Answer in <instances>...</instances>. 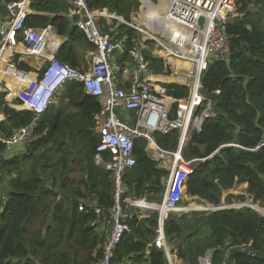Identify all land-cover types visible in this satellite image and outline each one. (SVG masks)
<instances>
[{
    "label": "trees",
    "instance_id": "trees-1",
    "mask_svg": "<svg viewBox=\"0 0 264 264\" xmlns=\"http://www.w3.org/2000/svg\"><path fill=\"white\" fill-rule=\"evenodd\" d=\"M15 1L18 0H0V17L7 15L6 5ZM33 3V10L39 13L59 14L62 11L55 0H35ZM88 3L95 11L108 9L129 23L131 15L141 8L139 0H88ZM237 14L227 26L232 38L231 54L227 60L212 65L202 79L203 93L211 98L217 118L206 121L200 132L191 134L182 150L187 162L206 160L192 165L187 194L218 206L222 190L232 189L238 180L244 179L249 184V195L264 208V0H238ZM153 16L161 17V13L147 17ZM49 27L58 35L70 36L57 58L75 68L74 51L76 46L88 43L85 35L78 27L72 29L70 20L63 17L30 15L26 22V28ZM144 28L158 30L152 24L148 27L147 22ZM101 30L109 33V29ZM142 37L137 30L124 25L118 28L114 40L123 41L130 48ZM146 54L154 74L167 72L164 60L159 57L161 54L156 53V57L151 50ZM18 67L32 72L25 63ZM10 72V81H18L22 76L19 72ZM30 76L29 82H32L35 77ZM167 88L176 99L189 96L187 87L168 85ZM218 90L220 94H216ZM63 93L75 113L52 106L42 118L37 130L38 140L28 155L9 159L5 157V145L0 142V187L7 190L0 196V264H14V261L81 264L82 259L89 264L94 252L96 260L102 256V248L98 247L103 240L96 229L90 228L95 215L80 212L77 203H70V199L89 201L88 193L95 195L94 199L106 212L113 205L111 176L95 165L98 142L91 140L89 135L94 116L101 107L81 83L68 85ZM0 112L3 120L0 134L6 136H10L14 128L30 124L34 117L31 112L6 106L5 97ZM154 139L160 149L169 153L177 152L180 145L178 131L171 134L156 132ZM66 141L72 142L68 146L72 150L66 148ZM146 146L145 140L137 141V166L125 180L133 197L160 202L165 192L163 179L170 173L149 157ZM78 155L82 157L79 169L82 176L73 182L71 174L76 170L73 158ZM236 200L244 202L246 197L232 194L227 197V203ZM46 212L51 213L49 218H44L47 223L42 229L33 231V224ZM158 223L157 213L131 222V232L116 250L118 264H129L128 259L137 258V264H168L165 254L156 248L151 249L149 257L144 260L141 257L154 241ZM185 227L193 234L179 244L180 263L198 264L199 257L214 249L213 264H264V259L251 254H239L230 260L232 253L242 250L264 253V216L254 209L222 210L198 218L195 215ZM181 229L180 218L172 215L165 228L168 242L179 236ZM206 229L208 235L204 237L201 234Z\"/></svg>",
    "mask_w": 264,
    "mask_h": 264
},
{
    "label": "built area",
    "instance_id": "built-area-1",
    "mask_svg": "<svg viewBox=\"0 0 264 264\" xmlns=\"http://www.w3.org/2000/svg\"><path fill=\"white\" fill-rule=\"evenodd\" d=\"M71 1V16L76 27L94 49L88 71L73 68L56 57L60 47L51 43L53 28H26L30 0L6 5L7 15L0 17V105L4 97L14 96L18 104L10 107L31 112L34 117L30 124L14 128L10 136L0 134V142L5 145L6 152L17 146H34L42 118L56 103L58 95L72 83L83 84L86 93L101 107L94 116L92 127L98 138L94 163L109 172L113 181V205L108 212L97 199H70V203H77L80 212L95 215L90 228L103 237L107 233L102 256L94 264H118L116 250L130 232L131 222L153 213L159 215V223L155 239L148 248L162 251L168 264H181L167 240L166 223L172 215L186 212L181 206L187 195L193 162L184 160L182 150L191 134L200 132L206 121L217 118L211 98L203 93L202 79L212 65L227 60L231 54L232 38L227 26L231 18L238 16V0H169L161 20L155 22L154 18L139 16V21L157 27L158 34L142 33L136 23L128 24L143 34L145 40L153 42L156 53L161 54L159 57L174 74L187 80L184 85L189 89V96L184 99L174 98L167 86L151 78V62L140 39L127 48L123 41H115L111 34L101 31L98 12L89 6L88 0ZM143 6L142 14L146 11L144 2ZM201 18H205L203 26ZM26 57L42 59L45 64L32 72L21 70L18 65ZM125 57L128 60L124 63ZM10 71L35 78L33 82L18 83L13 88L14 94V85L8 77ZM220 93V90L216 92ZM174 131L180 133L179 148L174 153L165 152L156 144L154 134ZM141 139L147 142L146 152L154 161H168L169 185L159 203L133 197L125 180L137 166L135 148ZM220 205L207 211L238 210L247 204ZM213 254L214 249L207 251L199 257L198 264H213Z\"/></svg>",
    "mask_w": 264,
    "mask_h": 264
},
{
    "label": "crops",
    "instance_id": "crops-1",
    "mask_svg": "<svg viewBox=\"0 0 264 264\" xmlns=\"http://www.w3.org/2000/svg\"><path fill=\"white\" fill-rule=\"evenodd\" d=\"M31 1V0H30ZM35 0H32L31 1V3H30V15L31 16H35V15H47V16H49V17H52V18H54V17H63V18H67V19H69L70 20V22H71V28L73 29L74 27H76V23H75V19L71 16V13H72V9H73V4H72V1L71 0H55L56 1V3H57V5H58V7H59V10H62L61 12H59V14H44V13H39V12H37V11H34L33 10V2H34ZM143 2L145 3V6H146V11H144V13L142 14V17H145V15H146V12L149 10V6H147L146 5V0H143ZM96 12H98V15H99V18H98V23H99V25H100V27H101V29H103V28H105V29H109V33L108 34H111L112 36H113V38L115 37V35L117 34V32H118V28L120 27V26H124V25H128V24H124V22H120L119 20H118V18H116V17H122V16H119V15H117L115 12H110L108 9H105V10H101V11H96ZM137 12H135V13H133L132 15H131V19H132V17H133V23H136V21H139V19L137 18V14H136ZM134 15V16H133ZM147 17V16H146ZM123 18V17H122ZM124 19V18H123ZM125 20V19H124ZM156 20V19H155ZM139 25L141 26V27H143V25H145L146 26V22L144 21V20H141V21H139ZM129 26V25H128ZM144 26V27H145ZM130 27V26H129ZM52 28V27H51ZM33 29H35V28H33ZM138 29V28H137ZM139 31H140V29H138ZM52 31V30H51ZM102 31V30H101ZM141 32V31H140ZM50 40H51V43H52V45H55V46H58V47H60L59 48V52L57 53V55H56V57H58V55L60 54V52L62 51V49L68 44V42H69V40H70V36L69 35H67V36H61V35H58V33L56 34V33H54V32H52V34H50ZM140 39V38H139ZM141 40V39H140ZM150 41H147V40H145L143 37H142V40H141V45L144 47V49H145V51L146 52H149L150 50L153 52V54H155V56H157L156 55V50H154V48L152 47L153 45H151V44H148ZM151 43V42H150ZM150 47H152L151 49H150ZM93 52H94V50H93V47H91V45L89 44V43H84V44H82V45H78V46H76V48H75V51H74V56H75V61L73 62L74 63V65H75V68H77V69H79V70H82V71H88L89 70V68H90V66H91V61H92V56H93ZM48 53L49 54H51V51L49 50L48 51ZM127 58H123V62L125 63V62H127ZM21 62L22 63H25V64H27L29 67H31L32 68V71H35V69H36V67H38V65L40 66V65H42V64H45V62L42 60V59H37V58H35V57H26V58H24V59H22L21 60ZM70 63H68V65H69ZM167 67V71H169V72H166L165 74H161V75H159V74H154L152 71H151V73H150V76H151V78L154 80V81H156L157 83H160V84H163V85H165V86H168V85H181V87L183 86V87H185L184 86V84H186L187 83V80L186 79H184V78H181L180 76H177L176 74H174L173 73V71H171L170 69H169V67L168 66H166ZM20 73V72H19ZM33 74H35V72L33 73ZM21 77L19 78V80L18 81H11L14 85H17L20 81H24V80H27V81H30L31 80V76L29 77L28 75L27 76H24V73H21ZM154 76H156V77H154ZM159 77V78H158ZM165 77V78H164ZM182 80V81H179V80ZM183 81H185V83H183ZM32 82H33V80H32ZM15 86H12V93H13V88H14ZM64 91H62V93H63ZM16 92H15V90H14V94H15ZM58 98H59V95H58V97H57V100H56V103L53 105V106H56L57 108H59L60 110H63V112H66V113H71V112H73L74 111V113H75V109H72V108H70L69 107V102H68V99H67V97H61V98H59V100H58ZM6 102V101H5ZM9 107H10V105H12V106H16L17 104H18V102L16 101V99H15V97L14 96H11V99L9 100ZM10 108H12V107H10ZM12 109H14V108H12ZM17 111V110H16ZM1 123H2V118H1V120H0V126H1ZM90 139L91 140H93L94 142H95V140H96V142H98V138L94 135V133H93V131H92V128H90ZM66 144H67V147L66 148H69V149H73L71 146L70 147H68L70 144H72V142L71 141H66ZM75 145V144H74ZM33 146H31V147H24V146H17L16 148H14V149H12L11 151H9V152H4L5 153V157H7V158H17V157H23V156H25V155H28L29 154V152H30V150H31V148H32ZM149 155V154H148ZM149 157L152 159V156L151 155H149ZM77 158H80V159H82V157L81 156H75L74 158H73V160L74 159H77ZM153 160V159H152ZM203 161V163L205 162V160H195V161H192L193 162V164L194 163H196V165L197 164H201V162ZM168 161H166V162H158L159 163V166L161 167V168H167L166 170H168L169 168L168 167H166L165 166V163H167ZM168 166V165H167ZM169 171V173H171L170 172V170H168ZM109 173V172H108ZM74 174H77L78 176H75ZM110 174V173H109ZM81 176H82V174L79 172V169H76L75 170V172H73L72 174H71V178H72V181L73 182H77V181H79L80 179H81ZM110 176H111V174H110ZM169 177H170V174H169V176L167 177L168 179H169ZM110 179H112V177L110 178ZM164 180V179H163ZM113 182V181H112ZM237 182H239V180L237 181ZM163 184H164V186H165V191L167 190V188H168V184H167V180H166V183H164L163 182ZM248 187H249V184L248 183H244V191L246 190V191H248ZM85 193H87L86 191H84ZM113 193V192H112ZM165 193V192H164ZM248 193V192H247ZM232 194V193H231ZM164 195V194H163ZM94 197H95V195L93 194V195H91V194H88L87 193V199L89 200V201H91V200H93L94 199ZM160 197V196H159ZM192 197H195V196H192ZM197 197V196H196ZM147 199V198H146ZM148 200V199H147ZM150 200V199H149ZM163 200V197H162V199H161V201ZM155 201V200H154ZM236 210V209H235ZM97 232V231H96ZM98 233V232H97ZM106 235H107V233H106ZM106 235L103 237V236H101L100 235V237H101V239L103 240V242H101L100 244H99V247L98 248H102V246H103V244H104V241H105V239H106ZM150 251H151V249L150 248H148L147 250H146V252L144 253V255H142L141 257L143 258V260H144V258L146 257V256H148L149 257V254H150ZM147 258V257H146ZM85 260V259H84ZM96 261V252H94V254L92 255V260H90L89 262V264H94V262ZM127 262H129V264H133V263H138V258L137 259H133V260H130V259H128V261ZM183 264V263H182Z\"/></svg>",
    "mask_w": 264,
    "mask_h": 264
},
{
    "label": "rangeland",
    "instance_id": "rangeland-1",
    "mask_svg": "<svg viewBox=\"0 0 264 264\" xmlns=\"http://www.w3.org/2000/svg\"><path fill=\"white\" fill-rule=\"evenodd\" d=\"M140 1V3H141V8L139 9V11L136 13L137 14V18L139 19V16H142V12H143V10H144V6H143V0H139ZM161 1H164V0H150V2H151V4H152V6L156 9L157 7H161V5H164V7H166L167 6V4H163ZM153 4H155V5H157L156 7L153 5ZM151 14H153V13H150V12H147L146 13V16H148V15H151ZM134 16V15H133ZM156 16V15H155ZM155 16H153L152 18H154ZM116 18H118V20L120 21V22H124V23H126V24H133V17H132V19H131V22L129 23V22H126L122 17L120 18V17H116ZM151 18V17H150ZM158 18H160V16L158 17ZM157 17H155L154 18V21H155V19H158ZM149 23H148V27H149ZM136 28H138V29H140V30H142V29H144V27H142L141 28V26L139 25V27H138V25H136ZM142 36H143V34H141ZM145 36V35H144ZM167 72H169V71H167ZM181 86V85H180ZM185 86V85H184ZM183 87V86H182ZM64 96V93H61L60 95H59V98H61V97H63ZM59 98H58V100H59ZM11 99V96H8V97H6L5 98V101H6V106L7 105H9L10 103H9V100ZM1 118H2V113L0 112V120H1ZM210 160H211V158H209ZM206 161V160H205ZM74 162H75V164H74V167H75V169H80V164H81V159L80 158H77V159H74ZM201 163H203V161L201 162ZM168 165V162L167 163H165V166L166 167H168L167 166ZM192 165L194 166V165H196V163H192ZM163 169H167V168H163ZM169 170V169H168ZM75 176H78L77 174H74ZM79 177V176H78ZM166 180L168 181V178L166 179H164L163 180V182L164 183H166ZM7 190L4 188V187H0V196H2V194L3 193H5ZM248 191H244V183H241V182H236V184H235V186L232 188V189H223L222 190V194H220L219 195V198H220V201H221V205H226V206H235V205H239L240 203H245V204H250L251 205V203H255V201H254V199L249 195V193H247ZM231 193H232V195H236V196H245L246 197V201H244V202H239L238 200H236L234 203H227V197L229 196V195H231ZM158 197H159V195H158ZM154 198L156 199L157 198V196L156 195H154ZM149 202H152V203H159V201L158 200H155V201H151V200H148ZM252 201V202H251ZM194 205H196V207H201L204 211L203 212H195V211H193V209H192V207ZM220 205V206H221ZM255 205H258L259 207H261V205H260V203H255ZM183 209H184V211H186V212H184V213H176V214H174V216H176V217H178V218H180V221H181V224H182V229H181V232H180V235L179 236H177V237H175L174 239H172V240H169V245L176 251V253L177 254H179V244H180V242H182V243H184V241H185V239H186V237L187 236H189V235H192L193 234V231L192 230H189V229H187V227H185V224L186 223H188L195 215L197 216V218L198 217H200L201 215H203V214H209V213H212V211L211 212H209V211H206L207 209H211V210H214L215 208H218L219 207V205H218V207H217V205H214V204H212V203H210V202H208V201H206V200H203V199H201V198H199V197H192L191 195H189V194H187L186 196H185V199H184V202H183V204H182V206H181ZM187 207V208H186ZM261 208H263V207H261ZM264 209V208H263ZM50 215H51V213L50 212H46V213H44V214H42V215H40L39 217H38V219L36 220V222H35V224H33L35 227H34V229H33V231H37V230H35V229H42V225L44 224V223H47V221L46 220H44V218L45 217H50ZM49 225V224H48ZM45 229V228H44ZM45 231V230H44ZM202 236H204V237H206L207 235H208V230L206 229V231H203V233L201 234ZM200 235V236H201ZM22 262V263H21ZM24 261H14V264H17V263H21V264H24L23 263ZM81 264H88L87 262H86V260H84V259H82V262H81ZM133 264H136V263H133ZM182 264V263H181Z\"/></svg>",
    "mask_w": 264,
    "mask_h": 264
},
{
    "label": "bare ground",
    "instance_id": "bare-ground-1",
    "mask_svg": "<svg viewBox=\"0 0 264 264\" xmlns=\"http://www.w3.org/2000/svg\"><path fill=\"white\" fill-rule=\"evenodd\" d=\"M168 1L169 0H164V1H161L163 4H167L168 5ZM146 5L147 6H149V10L147 11V12H150V13H161V17L160 18H158V19H156L155 20V22L156 21H159V20H161L162 19V17L164 16V10L167 8V7H164V5H161V7H157L156 9L152 6V4H151V2H150V0H146ZM136 25H138V27H139V21H137L136 22ZM142 28V27H141ZM142 33H147V34H158V30L157 31H152V30H150V29H148V30H146L145 28L144 29H142V30H140ZM39 66V65H38ZM11 76V75H10ZM10 76H8V77H10ZM154 77H156V76H154ZM159 78V77H158ZM165 78V77H164ZM179 81H182L181 79L179 80ZM183 83H185V81H183ZM2 103V102H1ZM102 169V168H101ZM104 170V169H103ZM104 171H106V170H104ZM167 184L169 185V179H168V181H167ZM252 202V201H251ZM241 204V203H240ZM251 205H253L254 206V208L256 209V210H260V211H262L261 213H263L264 214V209L263 208H260V207H258L257 205H255V203H251ZM193 206V205H192ZM146 207H147V205H146ZM202 207V206H201ZM201 207H196V205H194L193 207H192V209L193 210H196V211H198V212H203L204 210L201 208ZM187 208V207H186ZM130 232H131V230H130ZM129 232V233H130Z\"/></svg>",
    "mask_w": 264,
    "mask_h": 264
},
{
    "label": "water",
    "instance_id": "water-1",
    "mask_svg": "<svg viewBox=\"0 0 264 264\" xmlns=\"http://www.w3.org/2000/svg\"><path fill=\"white\" fill-rule=\"evenodd\" d=\"M31 1H32V0H31ZM204 22H205V18H201V19H200V24H201V26L204 25ZM53 31H54V33L57 34V31H56L54 28H53ZM58 52H59V50H58ZM239 182H241V183H245L246 181H245L244 179H240ZM246 207L251 208V209H254L255 211H257L258 213H260L261 215L264 216V214L261 213L262 211H260V210H256V209L254 208L253 205H248V204H247ZM231 209H232V208H231ZM231 209H230V208H227V209L215 210V211H213V212H218V211H222V210H231ZM193 211L198 212V211H196V210H193ZM206 211H207V210H206ZM239 254H251V255L254 256L255 258H258V259H264V253H263V254H260V253L250 252V251H248V250H242L241 252H235V253H232V254L230 255V260H233V259H234V256L239 255Z\"/></svg>",
    "mask_w": 264,
    "mask_h": 264
}]
</instances>
